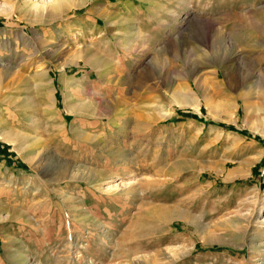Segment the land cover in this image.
Wrapping results in <instances>:
<instances>
[{
    "label": "rangeland",
    "instance_id": "rangeland-1",
    "mask_svg": "<svg viewBox=\"0 0 264 264\" xmlns=\"http://www.w3.org/2000/svg\"><path fill=\"white\" fill-rule=\"evenodd\" d=\"M15 2L0 0V132L21 139L0 140V264H264V0ZM92 66L112 77L62 94L60 72Z\"/></svg>",
    "mask_w": 264,
    "mask_h": 264
},
{
    "label": "crops",
    "instance_id": "crops-1",
    "mask_svg": "<svg viewBox=\"0 0 264 264\" xmlns=\"http://www.w3.org/2000/svg\"><path fill=\"white\" fill-rule=\"evenodd\" d=\"M152 8H154V7L152 6ZM148 13L151 14V18L153 19V21H149L150 25H148V27L145 29L144 25H146V24H144V22H143L144 21L143 20L144 17H143V15L140 16L141 12L139 11V20H140V26L139 27L142 30L141 38L142 37H146L148 40H150V39L157 40V38L159 37V34H160V31H159V29H160L159 28L160 23H159V19L157 18V16H159V14L157 15L154 12V10H149ZM130 39H132V37ZM133 40H134V38H133ZM125 48L128 49L127 47H125ZM100 60H101V58H100ZM118 70L120 71V69H118ZM109 72L107 74H105L106 72L105 73H100L98 71L96 72V70H94V67L93 66H92L91 70H88L87 72H81L80 74H81L82 77H77V76L73 77V76H69L65 72H60L61 74L59 73V82H60L59 83V87H60V90L62 91V94L63 95H64V93L66 91L69 93V91L73 90V88H74V90L78 88L79 92H81L80 87L82 85H85V83L87 85L90 83L91 86L93 87V85L96 84L97 82H99V80L104 79V78L112 77V75H110ZM114 76H116V75H114ZM67 81H70L72 83H70V82L66 83ZM72 86H73V88H71ZM66 88L67 89L70 88L69 91ZM65 97H68V94H65ZM142 101L144 102V99L143 98H142ZM65 103H66L65 98H63V102H62L63 106L64 105L66 106ZM68 109H69V112L72 113V110H71L72 107L69 106ZM69 112L66 110V114H69ZM133 122L135 123V121H133V120H132V122H130V119L128 120V118L125 121L126 124L127 123H133ZM147 185H149V181H147ZM145 193H146L147 197L150 196V194H149L148 191H146ZM134 215H133L132 221L134 222V221H136V219H138V221H139L140 218L139 217H136L135 218L136 215L135 216Z\"/></svg>",
    "mask_w": 264,
    "mask_h": 264
},
{
    "label": "bare ground",
    "instance_id": "bare-ground-1",
    "mask_svg": "<svg viewBox=\"0 0 264 264\" xmlns=\"http://www.w3.org/2000/svg\"><path fill=\"white\" fill-rule=\"evenodd\" d=\"M84 0H82V2H83ZM87 1V0H86ZM71 2V1H70ZM69 1H68V3H70ZM21 4H23L24 5V7H26V9H29L28 10V12L30 11L31 13H38V14H40L42 11H36L35 9H33V7H32V0H22V2H15L14 3V6H16L17 7V9H19V8H22L21 6ZM70 5V4H69ZM68 5V6H69ZM65 6H66V3H65ZM64 6V3H60L59 5H57L56 7H51L52 8V12H62V14H63V12H66L67 10H66V8L65 9H63V7H65ZM68 9V8H67ZM3 11V10H2ZM1 12V11H0ZM5 12V11H4ZM49 13V12H48ZM9 15V14H8ZM179 45V44H178ZM179 47V46H178ZM181 47H182V45H181ZM61 50V49H60ZM178 51H179V49H177ZM176 50V51H177ZM58 51V50H57ZM88 51V50H87ZM86 51V53H88ZM181 51H182V49H181ZM84 52V51H83ZM79 54H80V52H78ZM85 53V52H84ZM83 53V54H84ZM92 53V52H91ZM180 53V52H179ZM78 55V54H77ZM92 55H94L93 57H95V55H97V54H93L92 53ZM91 55V56H92ZM81 56V55H80ZM98 56V55H97ZM99 57V56H98ZM96 58V57H95ZM77 59H78V57H77ZM98 59V60H97ZM96 60H97V63H98V61H99V59L100 58H97ZM87 60V59H86ZM92 60V59H91ZM90 61V60H89ZM100 63H104V62H102V60L100 61ZM99 63V64H100ZM76 64V63H75ZM98 64V65H99ZM194 65V64H193ZM193 65H192V67H193ZM196 65V64H195ZM64 66V65H63ZM62 66V67H63ZM65 67V66H64ZM196 68V67H195ZM154 69V68H153ZM195 70V69H194ZM193 70V71H194ZM5 72H7V71H5ZM4 72V73H5ZM192 73V72H191ZM1 76H3V74L1 73L0 74V77ZM32 83V82H31ZM0 85H1V80H0ZM2 86V85H1ZM35 86V85H34ZM33 87V86H32ZM36 87V89L38 90L39 88H40V85H38V86H35ZM35 89V90H36ZM176 96H175V98H176V101H177V103L178 104H180V105H183V104H188L189 102L188 101H185L184 99H183V96H181V94H175ZM29 99V98H28ZM82 106H83V104H81V109H82ZM190 106H192L194 109H198V106H197V103L196 102H194L193 104H190ZM72 108H75L76 109V107H72ZM72 110V109H71ZM262 132H264V129H262V131H260V133H262ZM1 133H3V132H0V140H2V141H4V142H7V143H11L12 145H16L17 144V142L19 141V140H21L20 139V135L19 134H17V132H15V131H13V130H11V132H9V133H7V132H5V133H3V134H1ZM25 142V141H24ZM23 142V143H24ZM22 146H24V145H22ZM18 147V146H17ZM112 187H117L116 185H113ZM118 188V187H117ZM116 189V188H115ZM170 214V213H169ZM168 214V216L170 217H172V215H169ZM162 216H163V219L164 220H166V218L168 217L166 214H162ZM168 217V218H169Z\"/></svg>",
    "mask_w": 264,
    "mask_h": 264
},
{
    "label": "clouds",
    "instance_id": "clouds-1",
    "mask_svg": "<svg viewBox=\"0 0 264 264\" xmlns=\"http://www.w3.org/2000/svg\"><path fill=\"white\" fill-rule=\"evenodd\" d=\"M62 2H66V0H34L32 7L36 11H43L49 7H56Z\"/></svg>",
    "mask_w": 264,
    "mask_h": 264
},
{
    "label": "built area",
    "instance_id": "built-area-1",
    "mask_svg": "<svg viewBox=\"0 0 264 264\" xmlns=\"http://www.w3.org/2000/svg\"><path fill=\"white\" fill-rule=\"evenodd\" d=\"M261 173H260V175L262 176V175H264V167L263 168H261Z\"/></svg>",
    "mask_w": 264,
    "mask_h": 264
}]
</instances>
